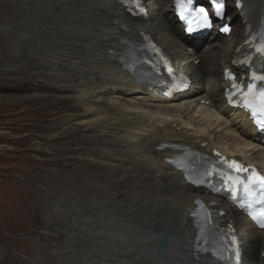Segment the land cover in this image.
<instances>
[{
    "label": "bare ground",
    "instance_id": "obj_1",
    "mask_svg": "<svg viewBox=\"0 0 264 264\" xmlns=\"http://www.w3.org/2000/svg\"><path fill=\"white\" fill-rule=\"evenodd\" d=\"M144 1L148 17L129 16L117 0H0V98L9 91H27L23 94L25 100L12 101L14 106L33 100L49 101L48 109L57 110V115L63 107L76 111L66 117L64 128L68 132L88 131L94 146L103 145L102 155L97 158L101 160L94 159L97 164L109 166L108 171L117 168L124 177H138L137 182L131 181V195L137 198L131 199L129 212L128 205L120 210L101 198L94 201L91 196L75 207L77 215L89 219L81 226H89L93 219L102 228L108 226L103 223L105 220L123 214L131 221V230L141 231L139 245L131 246L134 255H127L122 262L114 258L118 264L131 260L137 264H215L208 255L195 254L193 250L196 230L190 215L197 198L219 201L224 207L225 222L235 225L241 238L245 264H264V231L256 229L231 203L188 184L182 173L166 162V158L181 151L163 148L165 143L186 144L204 152L238 157L264 169V135L253 131L243 112L227 106L224 90L228 85L223 76L227 67L247 73L234 66L233 60L242 52L237 47L247 39V29L258 26L264 14V0H246L239 12L229 1L228 5L234 8L230 15L238 14L236 43L220 46L210 40L223 36H210L201 50V39L178 36L179 31L173 27L177 22L166 0ZM167 19H171L170 25ZM137 33L150 36L175 66L192 77L191 90L167 99L132 80L122 69L120 58L129 42L138 38ZM216 58L223 65L220 76L216 74ZM104 70L109 74L106 77ZM66 90L74 94H61ZM89 144V140L83 143ZM74 147L70 144V148ZM85 155L83 150L80 163L70 166L72 186L77 177L74 172L78 171L73 165L86 164L91 158ZM97 186L102 188L105 184ZM136 193L142 194L141 198ZM121 224L130 226L125 221ZM84 229L91 230L82 227L79 232ZM162 229L169 231L168 250L157 255L155 245ZM144 249L149 256H143ZM66 258L67 264L82 263L80 258Z\"/></svg>",
    "mask_w": 264,
    "mask_h": 264
},
{
    "label": "rangeland",
    "instance_id": "obj_2",
    "mask_svg": "<svg viewBox=\"0 0 264 264\" xmlns=\"http://www.w3.org/2000/svg\"><path fill=\"white\" fill-rule=\"evenodd\" d=\"M166 2L167 7H170L171 0ZM237 22V17L232 20L234 31L231 37L212 39L210 42H216L220 46L233 42L235 44L238 39L235 34L238 29ZM170 23L171 19H167V24ZM173 27L179 31L178 36H181L180 27L176 23ZM83 31L86 33V29ZM173 39L177 40L175 34ZM207 43L208 39L199 50ZM215 62L216 74L220 76L223 66L217 58ZM105 71L103 75L106 77L109 74ZM7 93L9 95L0 98V264H67L62 261L67 259L54 257L53 251L76 246L78 240L71 229L78 223V219L85 218H79L74 203L91 196L94 201L101 198L109 202L113 208H123V203L119 202L125 200L128 203V200L132 199L129 196L131 181L137 182L139 179L124 177L117 168L108 171L109 166L97 164L95 160H101L97 158L102 155L103 145L94 146L96 143L90 142L93 138L88 137L90 136L88 131L80 129L68 132L64 128L67 126L68 116L76 111L70 112L67 111V107H63L57 115V110L48 109L49 101L39 103L33 100L14 106L12 101L16 102L21 98L25 100L26 96L23 94L27 91ZM61 94L73 95L74 91L66 90ZM68 103L74 104L70 101ZM71 135L78 138H72ZM86 140L90 143L87 146L83 145ZM70 144L75 147L70 148ZM83 150H86L85 157L91 159L84 162L86 163L84 165H73L75 170L78 167V171L74 172L77 177L72 186L70 183L73 178L70 177L69 169L72 164L80 163L78 158ZM76 151L77 154L74 153ZM39 183L47 187L48 192L57 194L65 192L68 196L66 200H70L71 204L66 206L61 214L58 212L55 214L53 202L56 199L49 195L43 198L47 206L43 207V212H39L36 208L37 201L33 197V193L38 190L33 185L38 186ZM99 183L105 186L99 188L97 186ZM51 187L57 189L51 190ZM78 190H81L82 194ZM89 192L93 195L88 194Z\"/></svg>",
    "mask_w": 264,
    "mask_h": 264
},
{
    "label": "snow or ice",
    "instance_id": "obj_3",
    "mask_svg": "<svg viewBox=\"0 0 264 264\" xmlns=\"http://www.w3.org/2000/svg\"><path fill=\"white\" fill-rule=\"evenodd\" d=\"M206 24L208 23L207 19L205 18L204 21ZM237 182L240 184H245V181L240 180L239 178H237ZM257 182L259 184L260 187H264V177H258L257 178ZM245 190L247 191V185L245 184ZM261 227H264V221L261 222Z\"/></svg>",
    "mask_w": 264,
    "mask_h": 264
},
{
    "label": "water",
    "instance_id": "obj_4",
    "mask_svg": "<svg viewBox=\"0 0 264 264\" xmlns=\"http://www.w3.org/2000/svg\"><path fill=\"white\" fill-rule=\"evenodd\" d=\"M164 245H165V236L163 237V239H162V241H161V243H160V247H164Z\"/></svg>",
    "mask_w": 264,
    "mask_h": 264
}]
</instances>
